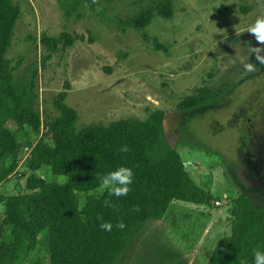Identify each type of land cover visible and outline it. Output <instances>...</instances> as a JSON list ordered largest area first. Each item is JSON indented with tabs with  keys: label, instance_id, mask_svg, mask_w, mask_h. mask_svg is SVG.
I'll use <instances>...</instances> for the list:
<instances>
[{
	"label": "rangeland",
	"instance_id": "obj_1",
	"mask_svg": "<svg viewBox=\"0 0 264 264\" xmlns=\"http://www.w3.org/2000/svg\"><path fill=\"white\" fill-rule=\"evenodd\" d=\"M166 4L169 18L155 9ZM14 5L20 16L5 58L16 84L37 73L35 110L41 121L58 116L54 103L64 91V103L77 112L78 131L145 120L160 111L164 140L212 199L209 206L173 202L163 220L145 225L117 264H206L218 240L230 235L232 200L246 195L255 207H264V66L255 73L242 67L258 63L248 52L247 42L257 45L247 29L264 11V0H15ZM142 13L151 19L137 31L130 22ZM62 34L72 44L61 42L46 59L41 36ZM201 92L209 94L201 106L179 110L180 102ZM38 143L33 139L23 148L0 195L25 202L27 159ZM38 175L60 184L45 168ZM2 220L0 205V225ZM46 248L39 240L22 264H48Z\"/></svg>",
	"mask_w": 264,
	"mask_h": 264
},
{
	"label": "trees",
	"instance_id": "obj_2",
	"mask_svg": "<svg viewBox=\"0 0 264 264\" xmlns=\"http://www.w3.org/2000/svg\"><path fill=\"white\" fill-rule=\"evenodd\" d=\"M14 1L0 0V187L15 175L23 148L33 139L39 143L27 159L30 173L23 191L25 202L0 195V264H22L41 239L47 243L48 264H117L145 225L163 220L173 202L211 205L210 195L194 184L179 153L164 140L160 111L145 120L123 119L78 131L77 112L64 103V91L54 103L58 116L41 121L35 110L37 73L16 84L14 70L5 58L20 16ZM75 6L80 7V1ZM155 9L170 17L168 4ZM150 19V13H142L130 24L140 31ZM63 41L72 44L66 34L59 39L41 36L48 51L46 59ZM208 96L201 92L188 97L178 108L193 110ZM122 146L128 151H120ZM121 165L134 173L128 194L90 195L81 209L77 195L95 192L98 177ZM43 168L48 175L65 176L66 183H49L38 175ZM105 200L111 206H105ZM105 221L113 225L111 231L101 229ZM229 221L230 235L218 240L206 264H254V250H264V207H255L250 198L240 195L230 203ZM120 222L123 229L116 227Z\"/></svg>",
	"mask_w": 264,
	"mask_h": 264
},
{
	"label": "clouds",
	"instance_id": "obj_3",
	"mask_svg": "<svg viewBox=\"0 0 264 264\" xmlns=\"http://www.w3.org/2000/svg\"><path fill=\"white\" fill-rule=\"evenodd\" d=\"M94 3L97 0H93ZM264 8V5H261ZM98 11L100 9H97ZM247 33L251 34L255 41L256 45L254 46L251 42H247L248 44V52L250 56H255V60L258 63L246 62L242 65L244 71L246 73H255L259 70L258 66H264V11L261 14L257 15L254 22L249 25L247 29ZM241 33H236L239 36ZM120 151L127 152V146H122ZM133 170L130 167L121 165L117 167L115 170L108 172L107 174L98 177L99 186L95 190V194L103 195L105 192H108L109 195H114L116 197L126 196L130 191V185L133 182ZM57 183L63 184L66 183L65 176L57 177ZM93 192L83 193L80 192L78 195L80 196V206L83 209L84 204L86 202V197L93 195ZM105 206H111V201L105 200ZM136 211H139V207L136 208ZM102 230L111 231L113 225L105 221L100 225ZM117 228L123 229L125 225L123 222H120L116 225ZM253 261L254 264H264V250L256 249L253 253Z\"/></svg>",
	"mask_w": 264,
	"mask_h": 264
},
{
	"label": "built area",
	"instance_id": "obj_4",
	"mask_svg": "<svg viewBox=\"0 0 264 264\" xmlns=\"http://www.w3.org/2000/svg\"><path fill=\"white\" fill-rule=\"evenodd\" d=\"M214 206L215 207H219L220 206V203L218 201L214 202Z\"/></svg>",
	"mask_w": 264,
	"mask_h": 264
}]
</instances>
